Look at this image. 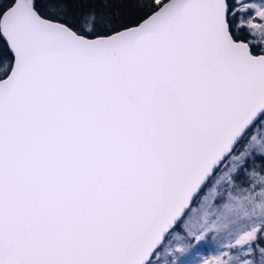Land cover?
Listing matches in <instances>:
<instances>
[{
    "label": "snow or ice",
    "instance_id": "6c2138e0",
    "mask_svg": "<svg viewBox=\"0 0 264 264\" xmlns=\"http://www.w3.org/2000/svg\"><path fill=\"white\" fill-rule=\"evenodd\" d=\"M0 264H264V0H0Z\"/></svg>",
    "mask_w": 264,
    "mask_h": 264
}]
</instances>
